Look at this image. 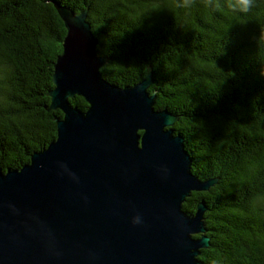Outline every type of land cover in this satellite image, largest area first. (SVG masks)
Segmentation results:
<instances>
[{"label":"trees","instance_id":"obj_1","mask_svg":"<svg viewBox=\"0 0 264 264\" xmlns=\"http://www.w3.org/2000/svg\"><path fill=\"white\" fill-rule=\"evenodd\" d=\"M56 3L88 8L119 85L153 69L155 107L180 117L192 170L218 176L205 200L203 264H264V0H0V169L20 168L57 136L48 94L67 29ZM73 104L82 109L86 99Z\"/></svg>","mask_w":264,"mask_h":264},{"label":"water","instance_id":"obj_2","mask_svg":"<svg viewBox=\"0 0 264 264\" xmlns=\"http://www.w3.org/2000/svg\"><path fill=\"white\" fill-rule=\"evenodd\" d=\"M55 5L67 32L48 94L63 115L29 162L0 169V264H203L208 205L183 204L219 177L193 172L180 116L155 107L152 66L112 83L88 8Z\"/></svg>","mask_w":264,"mask_h":264}]
</instances>
